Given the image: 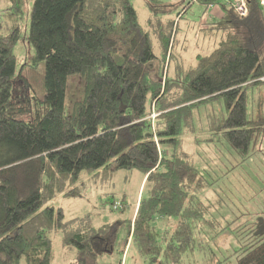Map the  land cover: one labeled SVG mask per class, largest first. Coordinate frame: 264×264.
Returning <instances> with one entry per match:
<instances>
[{
  "label": "trees",
  "instance_id": "16d2710c",
  "mask_svg": "<svg viewBox=\"0 0 264 264\" xmlns=\"http://www.w3.org/2000/svg\"><path fill=\"white\" fill-rule=\"evenodd\" d=\"M9 2V27L0 32V264H52V232L74 245L81 261L103 257L123 232L144 264H191L185 256L218 248L229 234L240 244L236 264H264V215L238 224L216 213V203L200 194L215 191L230 169L222 177L209 173L211 164L200 166L179 139L196 129L195 108L222 100L227 116L210 130L220 132L223 149L241 160L261 150L264 113L249 107L264 89L259 1L250 0L249 16L239 18L226 0H200L224 12L204 31L216 45L194 65L175 64L170 78L179 26L170 5L162 4V21L144 26L130 0H33L32 79L14 54L23 0ZM205 141L211 149L212 136ZM121 170L143 175L131 218L95 227L88 215L65 219L54 206L88 185L111 187ZM105 195L118 209L115 194ZM229 258L213 253L208 264Z\"/></svg>",
  "mask_w": 264,
  "mask_h": 264
},
{
  "label": "rangeland",
  "instance_id": "374dc122",
  "mask_svg": "<svg viewBox=\"0 0 264 264\" xmlns=\"http://www.w3.org/2000/svg\"><path fill=\"white\" fill-rule=\"evenodd\" d=\"M149 1L130 0L137 11L141 24L147 26L148 20H151V23H157V20L162 21L159 17L162 18V4H165L170 5L167 9L170 11L171 17H174L179 25L174 49L175 60L172 63L170 73V78H175L173 73L175 64H181L183 67L194 65L197 61V54L210 52L216 45L217 39L215 38V41L213 37L205 34L204 31L208 27L206 24L207 19H201L205 9L198 3H194L193 0ZM32 5L33 0H23L20 37L14 46L18 70L23 68L27 79H32V76L37 73L30 68L31 57L35 54V48L27 39L31 22L29 11ZM9 6V0H0V32L7 31L9 27L5 16L7 12L4 11ZM183 9H186L187 12L184 10L185 13L177 16ZM155 10L161 13L154 14ZM9 12L11 13L13 10L11 9ZM15 89L17 95H26V90L22 83L16 82ZM251 102L249 107L255 115L263 116L264 89H259L254 95H251ZM152 116L150 117L152 118ZM226 116L227 111L222 100L210 101L199 108H195L192 125L196 126V129L187 132L184 129L179 139L182 143V150L195 158L200 166L211 164L212 168L207 169L209 173H212V171L218 172L222 177V173L230 169L216 183V193L211 189H207L200 194V197L204 201L211 200L215 202L216 213H229L228 220H234L238 224H245L246 222H251L259 215H264V139L262 138L261 141V150H256L247 160H241L230 148L223 149L220 132L210 130V127L217 128ZM211 136L214 143L210 147L213 150L208 148L205 141ZM215 145H218L219 148L213 147ZM203 150H206V152L204 153ZM209 158H214L215 162H206L205 159L208 160ZM234 165L236 167L233 168ZM142 179L143 175L138 171L121 170L116 174L114 184L111 187L103 188L100 185H88L81 193V196L74 198L59 196L54 200L53 204L55 207L63 208L65 219H86L88 215V220L95 227L109 223L115 224L120 220H127L132 217L136 200H139L141 195L139 189ZM107 191L115 194L114 197L118 209L113 210L112 206L107 202L109 197L105 195ZM123 237L124 233L120 232L117 242H114L113 238L110 243L111 250L106 252L107 254L103 257L81 261V255L76 247L64 242V237L60 232H52L50 233L53 244L52 264H144L134 245H125L122 240ZM237 237L243 238L244 234L236 235L235 238ZM229 240V234H224L218 239L221 244L218 248L212 246L210 249L207 248L203 251L197 250L185 256V259L191 264H208V260L214 253L220 259L230 256L225 264H236L238 254L235 253V250L240 244L237 239H234V236H232L231 241ZM244 240H246V237Z\"/></svg>",
  "mask_w": 264,
  "mask_h": 264
},
{
  "label": "crops",
  "instance_id": "0c3cea01",
  "mask_svg": "<svg viewBox=\"0 0 264 264\" xmlns=\"http://www.w3.org/2000/svg\"><path fill=\"white\" fill-rule=\"evenodd\" d=\"M194 3H196V4L198 3V5H201L204 7L205 10H204V13H203L201 19H203V18L207 19L206 24L208 27H209V24L219 22L224 16V12L222 11L221 7L217 4H213L211 7H209L208 6L209 4H203L201 2H194ZM261 9H262L263 17H264V6L261 5ZM185 11L187 12L186 9H185ZM208 27H206V28L208 29ZM132 215H134V213Z\"/></svg>",
  "mask_w": 264,
  "mask_h": 264
},
{
  "label": "built area",
  "instance_id": "2783aa9c",
  "mask_svg": "<svg viewBox=\"0 0 264 264\" xmlns=\"http://www.w3.org/2000/svg\"><path fill=\"white\" fill-rule=\"evenodd\" d=\"M227 4L233 9L235 14L239 18H247L250 13L249 1L250 0H226ZM260 5L264 6V0H258ZM193 2H200V0H193ZM213 5L209 4L208 6L211 7ZM157 114L154 113L152 119H155Z\"/></svg>",
  "mask_w": 264,
  "mask_h": 264
}]
</instances>
